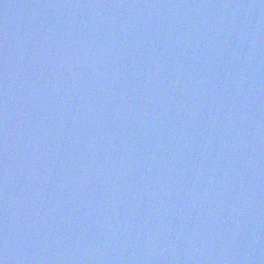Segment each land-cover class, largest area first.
Here are the masks:
<instances>
[{
  "label": "water",
  "instance_id": "1",
  "mask_svg": "<svg viewBox=\"0 0 264 264\" xmlns=\"http://www.w3.org/2000/svg\"><path fill=\"white\" fill-rule=\"evenodd\" d=\"M0 264H264V0H0Z\"/></svg>",
  "mask_w": 264,
  "mask_h": 264
}]
</instances>
